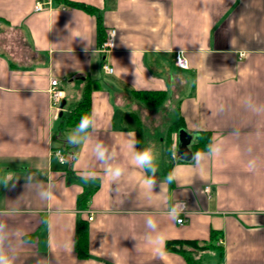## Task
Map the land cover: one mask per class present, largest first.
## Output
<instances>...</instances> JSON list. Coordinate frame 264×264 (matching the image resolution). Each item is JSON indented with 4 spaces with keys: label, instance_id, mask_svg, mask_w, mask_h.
Masks as SVG:
<instances>
[{
    "label": "crops",
    "instance_id": "crops-1",
    "mask_svg": "<svg viewBox=\"0 0 264 264\" xmlns=\"http://www.w3.org/2000/svg\"><path fill=\"white\" fill-rule=\"evenodd\" d=\"M63 1L0 0V177H19L14 186L0 184V220L19 233L15 264H264V111L246 107L249 97L264 106V0H66L94 14ZM111 30L115 47L104 52L100 43ZM177 52L188 69L175 66ZM52 79L66 95L57 116ZM93 85L96 125L73 148L66 118ZM159 92L166 100L158 107L139 94ZM180 120L193 153L201 133L223 141L203 172L192 160L172 158L180 130L170 135V127ZM96 142L125 166L119 181L105 176ZM149 145L158 167L152 193L132 162ZM59 148L65 164L54 154ZM253 157L257 167L248 171ZM85 169L97 178L85 182ZM172 171L177 180L159 187ZM50 175L60 193L43 200ZM87 193L84 208L79 199ZM177 200L188 206L183 224L164 215ZM148 214L167 234L159 250L147 242ZM82 222L86 259L76 250Z\"/></svg>",
    "mask_w": 264,
    "mask_h": 264
},
{
    "label": "clouds",
    "instance_id": "clouds-1",
    "mask_svg": "<svg viewBox=\"0 0 264 264\" xmlns=\"http://www.w3.org/2000/svg\"><path fill=\"white\" fill-rule=\"evenodd\" d=\"M87 51V49H85ZM247 53L241 51L239 56L241 59L246 57ZM106 71H111L110 69H105ZM246 107L253 111H264V106H259L254 104L252 98L249 97L246 102ZM96 125V114L93 112L90 115H85L81 118L77 126L68 134L66 142L73 148H79L81 145L85 144L86 141L90 140V129H93ZM236 134L235 132L233 133ZM132 135L131 133L129 134ZM131 147L135 148V142H132ZM223 151V141L213 140L207 145L206 151H197L192 154V161L194 162V167L200 169L203 172V162L210 158L218 157ZM251 151V149H249ZM93 154L95 159L103 165V171L107 179L111 182H117L125 173V166L119 163H113L114 155L112 151L102 142H96L93 146ZM57 158L60 163H64V157L61 153H57ZM171 155L173 159L177 158V145L173 144L171 149ZM157 152L154 145H149L143 149L136 150L133 155V164L141 169L146 175L142 179V187L149 193L154 192L153 189L157 185V180L155 176L158 172V167L156 165ZM257 167V159L253 157L248 161V171H253ZM27 184H30L33 180L32 174L24 176ZM97 178V173L95 170L85 169L81 172V179L85 182L89 180H95ZM19 177L14 176L11 173L0 177V184L5 187L10 184L14 186V182L18 180ZM177 180V175L175 171L168 173L164 181H159V187L162 184H171ZM59 189L55 187V180L50 175L47 177L46 186L39 192L41 199L51 200L53 197L57 196ZM187 204L181 200H177L170 204L167 208L166 215L171 219L173 223H178L182 221V217L188 213ZM145 228L148 230L147 242L151 244L155 249L159 250L166 242L167 234L159 230L158 220L156 214H148L144 221ZM20 240L18 231L14 230L9 226V224L3 220H0V264H15L18 256L16 242ZM22 242V241H20Z\"/></svg>",
    "mask_w": 264,
    "mask_h": 264
},
{
    "label": "trees",
    "instance_id": "trees-1",
    "mask_svg": "<svg viewBox=\"0 0 264 264\" xmlns=\"http://www.w3.org/2000/svg\"><path fill=\"white\" fill-rule=\"evenodd\" d=\"M67 6L73 7V8H78L82 9L88 13L94 14L96 12V9L93 7L83 4V3H76V2H71V1H63ZM102 24L100 19H98V31L102 33ZM101 41L100 46L104 42ZM96 85H93L91 87H87L85 91V96L84 99L77 104V106L74 108V110L71 112V114L68 115L66 118V127L70 129H74L81 118L85 115H90L91 114V92L92 90L96 89ZM140 97L144 98L150 107H158L161 106L164 101L166 100L165 93H139ZM183 128V123L182 121H178L174 123L170 127V135L173 132L179 131ZM211 142V136L208 133H201L200 135V141L196 144L193 145L194 151H201V150H206L207 145ZM168 144L171 146V142L169 141ZM90 194L87 193L84 194L80 197L79 202L80 205H83L84 208L87 207V204L90 200ZM169 246V245H168ZM76 250L78 253V256L82 259H86L89 257V252H88V232H87V225L85 222H82L78 228V234H77V239H76Z\"/></svg>",
    "mask_w": 264,
    "mask_h": 264
},
{
    "label": "built area",
    "instance_id": "built-area-1",
    "mask_svg": "<svg viewBox=\"0 0 264 264\" xmlns=\"http://www.w3.org/2000/svg\"><path fill=\"white\" fill-rule=\"evenodd\" d=\"M35 10L36 11H42L43 10V4L38 2L35 6ZM115 37H116V30H111L104 42L102 43V50L104 52L110 51L112 49H114L115 47ZM174 64L178 69L181 70H185L189 68V60L186 57V55L183 52H177L175 55V60H174ZM105 69H110L111 71H106ZM104 70L106 73L108 74H112L114 73V69L110 66L105 65L104 66ZM49 93L51 96V100H52V108L54 109V111L56 112V116L59 112H61L63 109L61 108V103L63 100H65L66 95L65 92L63 91V89L60 86V81L57 79H52L51 81V87L49 89ZM57 153H61L62 156L64 157L65 162L61 163V164H65L68 161V157L66 154V151L63 148H59L56 149L54 154L56 155ZM57 157V155H56ZM59 161V159H58ZM60 162V161H59ZM89 221H93L94 220V214L93 213H89ZM185 222V219L182 218L181 222H178L179 224H183Z\"/></svg>",
    "mask_w": 264,
    "mask_h": 264
},
{
    "label": "water",
    "instance_id": "water-1",
    "mask_svg": "<svg viewBox=\"0 0 264 264\" xmlns=\"http://www.w3.org/2000/svg\"><path fill=\"white\" fill-rule=\"evenodd\" d=\"M66 101L63 100L61 103V108L63 109ZM192 143V135L184 130L178 132V149L177 156L180 160L189 162L192 160L193 152L190 150V145Z\"/></svg>",
    "mask_w": 264,
    "mask_h": 264
},
{
    "label": "rangeland",
    "instance_id": "rangeland-1",
    "mask_svg": "<svg viewBox=\"0 0 264 264\" xmlns=\"http://www.w3.org/2000/svg\"><path fill=\"white\" fill-rule=\"evenodd\" d=\"M163 138H164V137H161V138H160L161 140H160L159 143H161V145H162V143H163V142H162V141H163ZM161 153H162V152H161Z\"/></svg>",
    "mask_w": 264,
    "mask_h": 264
}]
</instances>
